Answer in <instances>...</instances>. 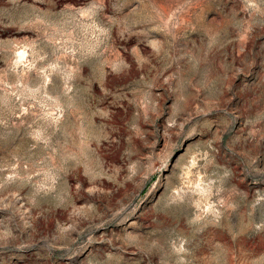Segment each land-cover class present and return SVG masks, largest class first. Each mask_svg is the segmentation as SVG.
Masks as SVG:
<instances>
[{"label": "rangeland", "instance_id": "rangeland-1", "mask_svg": "<svg viewBox=\"0 0 264 264\" xmlns=\"http://www.w3.org/2000/svg\"><path fill=\"white\" fill-rule=\"evenodd\" d=\"M0 264H264V0H0Z\"/></svg>", "mask_w": 264, "mask_h": 264}]
</instances>
